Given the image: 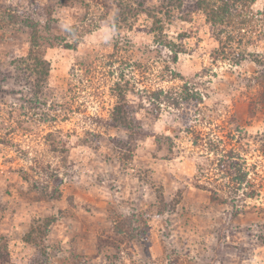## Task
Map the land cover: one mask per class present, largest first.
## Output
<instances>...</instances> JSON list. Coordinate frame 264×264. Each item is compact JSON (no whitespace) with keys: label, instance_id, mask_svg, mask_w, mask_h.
Instances as JSON below:
<instances>
[{"label":"rangeland","instance_id":"rangeland-1","mask_svg":"<svg viewBox=\"0 0 264 264\" xmlns=\"http://www.w3.org/2000/svg\"><path fill=\"white\" fill-rule=\"evenodd\" d=\"M198 1L169 9L146 0L153 10L163 5L159 32L148 12L134 7L123 29L116 0H91L95 24L74 41L65 28L82 25L84 8L0 0L39 20L36 7H45L54 34L71 42L43 49L50 65L41 93L12 63L28 56L30 30L0 25L5 264H60L62 252L45 256L23 240L36 220L53 221L47 245L75 240L80 264L110 263L104 255H117L115 264H264V0H252L251 13L237 4L253 18L236 32L214 27L193 8ZM117 104L129 108L131 128L113 121ZM149 172L179 203L161 217L140 178ZM139 205L145 221L114 231L122 217L113 216ZM143 226L140 244L127 239Z\"/></svg>","mask_w":264,"mask_h":264},{"label":"trees","instance_id":"trees-1","mask_svg":"<svg viewBox=\"0 0 264 264\" xmlns=\"http://www.w3.org/2000/svg\"><path fill=\"white\" fill-rule=\"evenodd\" d=\"M60 4L64 6L70 7H80L84 8L88 14L85 15L82 25H70L69 27L65 28V34L67 37L73 38L74 41L77 39V35L81 37L84 34H87L90 31V23L95 24L94 19L90 16L94 12L95 4L91 2V0H58ZM110 1V0H109ZM118 3L117 11H116V25L120 28L125 29L126 24L130 22L132 9L135 7L136 9H140L141 11H145L150 13V17L154 19L155 26L159 30V32L163 31L162 28V20L160 19V15L164 12L163 5L162 7H155V9H151L148 5L146 0H138L137 3H133L132 0H128L123 2V0H116ZM255 2L252 0H200L196 3L193 8H197L205 12L208 16L210 23L214 27H221V31H226V28L232 27L231 31L236 32L237 30H243L245 25L251 24L252 16H242L239 10H241L237 4L241 3L243 9L247 8L248 11L251 13V4ZM175 3V5H174ZM177 3V5H176ZM105 6L108 5L107 2L103 3ZM162 4H165L166 7L169 9L177 8L183 5V0H162ZM174 6V7H173ZM93 8V9H91ZM192 8V9H193ZM39 9L38 14L44 20H39L36 17L27 16L22 17V15L13 13L8 7H0V25L7 29L8 31L18 32L22 30V28H28L30 30V52L28 56L16 59L12 61L13 64L18 69L19 74L21 76H31L35 78V88H38V91L43 93L46 89V81L48 80V67L49 61L43 55L44 48L56 47V46H63L65 48H70L71 42L66 41L67 39L64 36L54 34L53 32V19L50 16L48 11H45V7H36ZM242 9V10H243ZM260 15H264V10L259 12ZM90 16V17H89ZM6 17V19L2 18ZM88 22H90L88 24ZM131 28V27H129ZM55 31V30H54ZM223 32V33H224ZM44 33V34H43ZM262 39H264V32H262ZM231 37V35H230ZM238 55V53H236ZM19 65V66H18ZM119 98L122 99V94L119 93ZM130 110L126 104H117L113 111H112V118L113 121L119 125L126 127L127 129L132 127V119L130 118ZM140 178L142 177L145 182H149L150 187L152 188L153 193V201L151 203V209H154L156 216L161 217L164 214H168L174 210L175 206L178 203V200L172 201L168 200L166 196V187L165 184L160 180V177L154 176L153 172L149 173H140ZM150 179L152 181L150 182ZM241 181L244 180L243 176L239 178ZM180 194V193H179ZM120 208V207H119ZM118 208V209H119ZM4 209L0 208V221L4 218V214L2 211ZM136 212L131 214L128 212H121L116 216H113L112 221H119L122 217V221L116 222L114 226V231L123 232L129 231L130 226L132 223L130 221H145L146 210H142L139 205L138 209H135ZM129 221V222H128ZM53 221H33L32 224L29 225L28 230L22 237L23 240L27 243L33 244L38 247L41 251L42 255H51L52 253L48 252H62L60 256V264H67L70 262L71 264H80V261H83L84 254L82 253L81 249L75 245V240L72 239L66 246L63 245V242H59L54 245H47V239L51 236V225ZM146 228L143 226L141 229H137L132 227V232L128 240H134L136 244H140V237L139 234H144L145 232L143 229ZM261 235L259 236L260 241L264 244V225L260 229ZM136 232V233H134ZM103 241V239H101ZM107 243V242H106ZM105 242L100 246V250H102V254L104 253L103 249ZM116 245V244H114ZM113 244H109V247L114 246ZM118 247V246H117ZM9 250H8V243L5 235L0 234V261L2 264H5L8 261ZM105 259H109L110 263L108 264H115V260L117 255H104ZM5 261V262H4ZM113 261V262H112ZM85 263V262H84Z\"/></svg>","mask_w":264,"mask_h":264}]
</instances>
